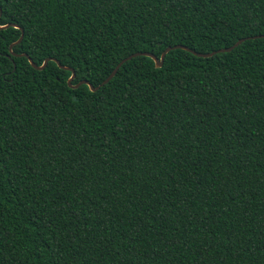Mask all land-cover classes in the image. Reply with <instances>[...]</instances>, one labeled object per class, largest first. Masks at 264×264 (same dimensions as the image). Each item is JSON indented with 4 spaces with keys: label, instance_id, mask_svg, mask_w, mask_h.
I'll list each match as a JSON object with an SVG mask.
<instances>
[{
    "label": "trees",
    "instance_id": "trees-1",
    "mask_svg": "<svg viewBox=\"0 0 264 264\" xmlns=\"http://www.w3.org/2000/svg\"><path fill=\"white\" fill-rule=\"evenodd\" d=\"M0 8V264H264V0Z\"/></svg>",
    "mask_w": 264,
    "mask_h": 264
},
{
    "label": "water",
    "instance_id": "water-1",
    "mask_svg": "<svg viewBox=\"0 0 264 264\" xmlns=\"http://www.w3.org/2000/svg\"><path fill=\"white\" fill-rule=\"evenodd\" d=\"M0 14H1V8H0ZM8 24L4 25V26H0V28L2 27H6ZM16 26V25H15ZM17 27V26H16ZM22 31H21V34L19 36V38L14 42L12 43L10 46H12L13 44L15 43H18L20 42L21 38H22ZM258 36H264V35H258ZM245 38H240L238 39L236 42H234L232 45L230 46H227V47H222V48H219L217 50H213L211 52H207V53H199V52H196V51H193L191 50L194 54L198 55V56H202V57H209V56H212L213 54L217 53V52H226V51H230L232 50L235 46H237L238 44H240ZM174 48H186L180 44H177V45H174V46H167L161 53L160 57H157L151 53H148V52H135V53H132V55H128L126 57H124L123 59H121L116 65L115 67L113 68V70L110 72V74L100 83V85H103L105 84L106 82H108L112 77L113 75L116 73L117 69L120 67V65L125 62L126 60L134 57V56H137V55H140V54H143V55H146V56H149L151 57L153 60H154V63H155V66L156 67H160L163 63V60H164V56L165 54L170 50V49H174ZM188 49V48H186ZM190 50V49H188ZM27 57L29 63L31 64L32 67H34L35 69H41L45 64H47V62L49 60H54L58 66L64 68V69H68V70H71V75L70 77L68 78L67 80V84L72 87V88H76V84H71V77L74 75V71L70 68V67H67V66H63L62 64H60V62L54 58H51V57H47L45 58L42 63L40 65H37L33 62V60L27 55V54H23ZM81 81H84V84H87L89 85V82L87 80H81ZM96 86L97 88L100 86ZM90 90L93 91L92 88H89ZM73 99H75V96L72 97Z\"/></svg>",
    "mask_w": 264,
    "mask_h": 264
},
{
    "label": "snow or ice",
    "instance_id": "snow-or-ice-1",
    "mask_svg": "<svg viewBox=\"0 0 264 264\" xmlns=\"http://www.w3.org/2000/svg\"><path fill=\"white\" fill-rule=\"evenodd\" d=\"M48 2H54V0H48ZM129 55H132V54H129ZM43 67H47V64H45ZM43 67L41 68V71H43ZM71 80L76 84V86H77L78 88H83V86H84V81H81V80L79 79V74H78V73L74 74V75L71 77ZM88 87H89V88H92L93 91H98V88H97L95 85L91 84V83H89ZM73 95L75 96L76 93L74 92ZM77 102H79V101H77Z\"/></svg>",
    "mask_w": 264,
    "mask_h": 264
}]
</instances>
